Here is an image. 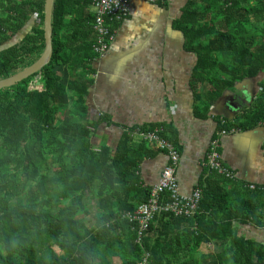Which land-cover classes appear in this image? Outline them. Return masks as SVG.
<instances>
[{"label":"trees","instance_id":"trees-1","mask_svg":"<svg viewBox=\"0 0 264 264\" xmlns=\"http://www.w3.org/2000/svg\"><path fill=\"white\" fill-rule=\"evenodd\" d=\"M44 3L16 0L6 6L0 19V80L43 53ZM154 5L164 8L166 2ZM27 24L28 33L11 43ZM93 26L90 2L54 0L49 63L0 90V264H114L113 259L137 264L145 254L149 264H264V242L239 233L243 227L264 232V186L251 190L216 173L199 183L201 201L192 217L160 212L135 243L137 224L124 215L149 199L140 164L150 149L158 151L143 140L133 142V134L161 127L176 144L164 124L125 129L115 145L97 143L104 120L95 121L86 105L98 58ZM107 26L114 38L116 23ZM175 27L184 48L196 56L193 78L210 84L209 100L196 97L205 102V113L236 85L251 81L255 87L243 113L216 117V132L239 135L264 126V0H186ZM37 77L41 89H32ZM92 192L101 213L87 228L83 202ZM209 245L215 253L205 257L212 261L200 262L202 247Z\"/></svg>","mask_w":264,"mask_h":264},{"label":"crops","instance_id":"crops-1","mask_svg":"<svg viewBox=\"0 0 264 264\" xmlns=\"http://www.w3.org/2000/svg\"><path fill=\"white\" fill-rule=\"evenodd\" d=\"M165 2L166 7L158 8L146 0L130 1L127 17L115 22V35L106 54L92 63L93 82L86 105L95 121L104 120L96 131L97 143L102 140L115 145L128 128L149 130L153 125H166L180 153L177 183L180 192L189 196L211 174L203 162L218 130L216 117L234 118L243 113L252 103L255 87L251 81L236 85L205 113V102L201 104L196 97L209 100L210 84L193 78L196 56L184 48V36L175 27L186 0ZM133 142H140L136 133ZM263 143L264 126L260 124L221 138V163L235 174L237 185L264 186ZM150 151L139 170L143 185L149 188L158 182L167 164L163 153ZM239 233L264 242L260 229L243 227Z\"/></svg>","mask_w":264,"mask_h":264},{"label":"built area","instance_id":"built-area-1","mask_svg":"<svg viewBox=\"0 0 264 264\" xmlns=\"http://www.w3.org/2000/svg\"><path fill=\"white\" fill-rule=\"evenodd\" d=\"M16 0H2L3 6H0V19L6 14V6L12 5ZM90 2L91 9L94 12V32L95 42L92 45L93 52L97 57H103L113 37L110 36L108 23L122 21L129 13L131 0H82ZM157 0H146L149 4H154ZM37 19V13L32 16ZM32 89H41L38 77L31 82ZM224 125V121L220 123ZM163 129L156 127L152 131L144 133L136 132L140 140L152 145L158 152L163 153L167 158V164L162 169L158 182L150 189L147 202L140 204L133 213H126L124 217L129 222L136 223V244L142 242L143 234L154 217L160 212H171L175 216L192 217L198 209L201 201L202 191L196 188L189 196L180 192L175 171L178 166L180 155L177 147L163 136ZM235 133L234 130H221L209 143V149L203 162L204 167L210 173H216L221 177L234 180L235 174L222 166L220 149V140L226 135ZM251 190L254 185L248 186ZM168 197H164V195ZM137 264H149L148 255L145 254Z\"/></svg>","mask_w":264,"mask_h":264},{"label":"water","instance_id":"water-1","mask_svg":"<svg viewBox=\"0 0 264 264\" xmlns=\"http://www.w3.org/2000/svg\"><path fill=\"white\" fill-rule=\"evenodd\" d=\"M54 0H45L43 10V28H44V50L36 62L27 68L17 72L11 77L0 80V90L14 86L15 84L37 74L45 65H47L52 56V10Z\"/></svg>","mask_w":264,"mask_h":264},{"label":"rangeland","instance_id":"rangeland-1","mask_svg":"<svg viewBox=\"0 0 264 264\" xmlns=\"http://www.w3.org/2000/svg\"><path fill=\"white\" fill-rule=\"evenodd\" d=\"M30 27H31V24H27L26 27L21 31V33L11 41V43L18 42L23 37V35L28 33ZM60 73L62 75L61 70H60ZM95 189H96V186L93 187V190H95ZM83 203H84L86 210L88 211L89 214L87 216L81 217L82 221H84L88 227H92L94 224V215L101 213V211L98 208L97 201L93 198V192L89 193L88 197L84 200ZM214 253H215V250L211 245L203 246L201 251H200L201 255L198 254L199 255L198 258H199L200 262L208 263V262H211L212 259H208L205 256L209 255V257H210ZM113 261H115L114 264H119V262H117L115 259Z\"/></svg>","mask_w":264,"mask_h":264}]
</instances>
